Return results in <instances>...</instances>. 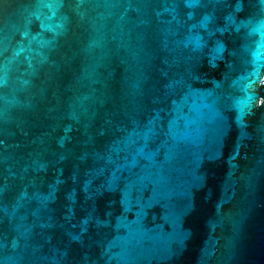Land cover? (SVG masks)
Listing matches in <instances>:
<instances>
[{
    "label": "water",
    "instance_id": "water-1",
    "mask_svg": "<svg viewBox=\"0 0 264 264\" xmlns=\"http://www.w3.org/2000/svg\"><path fill=\"white\" fill-rule=\"evenodd\" d=\"M0 264H264V0H0Z\"/></svg>",
    "mask_w": 264,
    "mask_h": 264
}]
</instances>
